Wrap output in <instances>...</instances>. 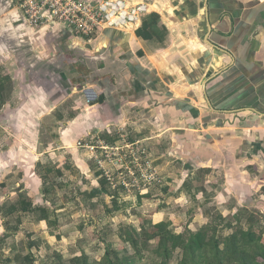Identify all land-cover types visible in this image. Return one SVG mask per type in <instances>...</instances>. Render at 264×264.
<instances>
[{
	"label": "crops",
	"instance_id": "obj_1",
	"mask_svg": "<svg viewBox=\"0 0 264 264\" xmlns=\"http://www.w3.org/2000/svg\"><path fill=\"white\" fill-rule=\"evenodd\" d=\"M145 1L136 29L88 40L58 25L32 30L14 0H0V59L49 111H78L56 143L90 181L84 193L99 194L100 184L78 141L128 128L146 146L165 143L156 162L168 153L185 175L264 214V0ZM36 173L32 165L22 182L34 188Z\"/></svg>",
	"mask_w": 264,
	"mask_h": 264
},
{
	"label": "rangeland",
	"instance_id": "obj_2",
	"mask_svg": "<svg viewBox=\"0 0 264 264\" xmlns=\"http://www.w3.org/2000/svg\"><path fill=\"white\" fill-rule=\"evenodd\" d=\"M17 70L8 59H0V255L3 258L31 252L35 264H49L54 255L69 259L85 253L99 259L104 253V239L120 251L127 248L133 252L120 241V227L130 224L137 228L144 219L167 222L179 233L186 227L197 231L221 214L225 218L223 225L231 221L245 228L264 230V214L252 207L247 208L246 215L242 214L243 203L227 197L225 190L197 172L185 175L181 162L168 153L156 162L155 158L166 149L165 143L146 146L152 168L163 178L161 185L143 194L128 195L121 190L113 191L106 183L105 188L100 186L99 194L88 197L89 192L86 194L83 189L90 181L73 167L71 156L57 149L56 143L64 121L78 111H49L43 93L34 89L27 77H19ZM126 131L129 132H121L125 139L137 141L130 129ZM118 140L120 136L110 142ZM91 161L92 176H98L100 184L104 177L96 162ZM32 165L36 168L39 165V173L46 175L43 188L50 189L45 194L46 202L40 193L42 182L34 188L22 182ZM143 196L150 198V203L137 206L138 198ZM41 198L50 208L49 220H56V225L47 224V220L40 222L38 212L28 211L22 213L16 232V213L2 216L12 206L21 210L22 201L40 205ZM56 235L61 238L58 240Z\"/></svg>",
	"mask_w": 264,
	"mask_h": 264
},
{
	"label": "trees",
	"instance_id": "obj_3",
	"mask_svg": "<svg viewBox=\"0 0 264 264\" xmlns=\"http://www.w3.org/2000/svg\"><path fill=\"white\" fill-rule=\"evenodd\" d=\"M98 100L103 101V96ZM36 174L39 182H42L40 193L46 202L45 194L50 191L49 188H43L46 175H41L39 171ZM99 182L100 186L106 187L105 180ZM242 194L247 205L250 202L249 194L246 191H242ZM87 196L95 195L88 193ZM43 199L40 205H35L34 201H22L21 210H15L12 206L2 216L6 218L16 213V232L22 213L28 211L38 212L37 220L40 222L47 220V224L53 222L56 225V220H49L50 208L43 204ZM240 212L246 215L248 209L243 206ZM222 220L225 218L219 214L215 221L197 231L186 227L177 233L167 222L144 219L137 228L130 224L120 227V241L133 252L127 248L120 251L104 239V253L99 259H93L85 253L69 259L54 255L49 264H264V230L245 228L241 223L233 224L231 221L223 225ZM256 224L260 226L258 217ZM56 238L59 240L61 237L56 235ZM13 263L35 264V259L31 252L25 255L18 252L5 258L3 254L0 255V264Z\"/></svg>",
	"mask_w": 264,
	"mask_h": 264
},
{
	"label": "built area",
	"instance_id": "obj_4",
	"mask_svg": "<svg viewBox=\"0 0 264 264\" xmlns=\"http://www.w3.org/2000/svg\"><path fill=\"white\" fill-rule=\"evenodd\" d=\"M26 25L39 30L50 25L70 29L77 36L92 40L103 30L130 33L149 12L145 0H14ZM110 142L101 137L78 141L101 171L113 191L139 195L163 183L151 166L146 145L141 140Z\"/></svg>",
	"mask_w": 264,
	"mask_h": 264
}]
</instances>
